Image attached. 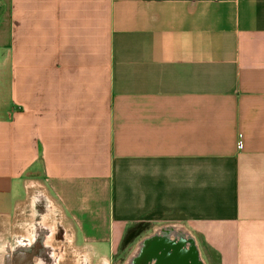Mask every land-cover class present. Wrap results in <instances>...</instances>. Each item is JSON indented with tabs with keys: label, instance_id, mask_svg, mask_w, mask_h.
Segmentation results:
<instances>
[{
	"label": "crops",
	"instance_id": "obj_1",
	"mask_svg": "<svg viewBox=\"0 0 264 264\" xmlns=\"http://www.w3.org/2000/svg\"><path fill=\"white\" fill-rule=\"evenodd\" d=\"M33 189L86 263L143 223L264 264V0H0L10 238Z\"/></svg>",
	"mask_w": 264,
	"mask_h": 264
},
{
	"label": "rangeland",
	"instance_id": "obj_2",
	"mask_svg": "<svg viewBox=\"0 0 264 264\" xmlns=\"http://www.w3.org/2000/svg\"><path fill=\"white\" fill-rule=\"evenodd\" d=\"M32 192H34V194H32V195L36 196L35 199L37 202H35L34 198L28 199V201L24 205V207L26 209L23 208L21 213L17 215V220L15 223L16 226L12 228V233H15V235L12 236L11 238L14 239L16 237V235L24 234L25 228H28L29 225H31L30 227H32V225H33L32 230H34V227L35 228L40 227L42 229L48 230L49 233L51 234L52 241L54 242L56 239V237H55L56 232L58 230V225L55 224V222H54V221H56V214L51 213V211H53V209L48 208L47 201L45 200V198H43L42 195H40L39 193L35 194V189H33ZM33 202H35V203H33ZM32 212H33V214H32ZM5 227H6V224L4 225V222H2V219H0V243H2L3 239L5 240L9 237L8 233H7L8 231L6 230L8 228V226H7V228H5ZM151 227H152L151 225L144 227V231H143V234L141 235V237L140 238L138 237L137 239H135L134 240L135 242L133 241L132 243H130L126 247L127 249L125 248L126 250L124 249V247L122 245L117 252L116 259H115L114 263L115 264H122L123 261H125V259L127 257H130V255L134 251L137 243L142 241L140 239H142L143 236H146V235L149 236L154 232V230ZM157 229H159V228H157ZM58 244L61 248L60 240H59ZM58 249H59V247H57V250ZM60 251H61L62 255L59 258L60 262L58 264H91V263H86L87 261L85 262V260H83V259H80L79 254H78L79 252H76V251L69 249L65 245V243L63 244V248H61ZM202 251L204 253V260H206V262H207V259L210 260V264H211L212 259H213V258H211L212 252L208 248H202ZM205 254H206L207 258L205 256ZM92 264H96V263H92ZM212 264H214V263H212Z\"/></svg>",
	"mask_w": 264,
	"mask_h": 264
},
{
	"label": "water",
	"instance_id": "obj_3",
	"mask_svg": "<svg viewBox=\"0 0 264 264\" xmlns=\"http://www.w3.org/2000/svg\"><path fill=\"white\" fill-rule=\"evenodd\" d=\"M205 264L194 238L174 226L161 227L139 242L126 264Z\"/></svg>",
	"mask_w": 264,
	"mask_h": 264
},
{
	"label": "flooded vegetation",
	"instance_id": "obj_4",
	"mask_svg": "<svg viewBox=\"0 0 264 264\" xmlns=\"http://www.w3.org/2000/svg\"><path fill=\"white\" fill-rule=\"evenodd\" d=\"M34 236L32 240H27L24 233L16 235L14 239L10 237L3 239L0 243V264H58L60 261L54 259L53 254L57 252V247H59L58 240L63 236L62 230H58L57 239L54 242L50 240L49 231L40 227L35 229ZM146 236L140 240H143ZM128 259L129 257L122 264H126ZM149 264H156V262H150Z\"/></svg>",
	"mask_w": 264,
	"mask_h": 264
},
{
	"label": "trees",
	"instance_id": "obj_5",
	"mask_svg": "<svg viewBox=\"0 0 264 264\" xmlns=\"http://www.w3.org/2000/svg\"><path fill=\"white\" fill-rule=\"evenodd\" d=\"M147 226H148L147 224L141 223V224H137L134 227L130 228L127 231L125 238L123 240V243H122L123 247L126 248L128 246V244H130L135 239L140 237L143 234L144 227H147ZM211 256H212L211 258H213L212 263L218 264L219 263L218 256L216 254H214L213 252H212Z\"/></svg>",
	"mask_w": 264,
	"mask_h": 264
}]
</instances>
